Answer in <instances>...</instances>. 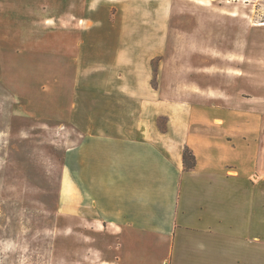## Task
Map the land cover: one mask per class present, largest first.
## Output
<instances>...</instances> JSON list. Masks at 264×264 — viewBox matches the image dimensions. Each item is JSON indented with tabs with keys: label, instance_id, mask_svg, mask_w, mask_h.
I'll return each mask as SVG.
<instances>
[{
	"label": "crops",
	"instance_id": "crops-1",
	"mask_svg": "<svg viewBox=\"0 0 264 264\" xmlns=\"http://www.w3.org/2000/svg\"><path fill=\"white\" fill-rule=\"evenodd\" d=\"M81 20L67 106L81 138L67 148V196L82 197L89 223L114 228L125 264H264V159L251 119L175 80L170 0H86Z\"/></svg>",
	"mask_w": 264,
	"mask_h": 264
},
{
	"label": "rangeland",
	"instance_id": "rangeland-1",
	"mask_svg": "<svg viewBox=\"0 0 264 264\" xmlns=\"http://www.w3.org/2000/svg\"><path fill=\"white\" fill-rule=\"evenodd\" d=\"M170 2L175 80L248 114L264 159V0ZM85 7L0 0V264H125L114 228L89 223L82 197L67 196V148L81 138L67 106Z\"/></svg>",
	"mask_w": 264,
	"mask_h": 264
},
{
	"label": "trees",
	"instance_id": "trees-1",
	"mask_svg": "<svg viewBox=\"0 0 264 264\" xmlns=\"http://www.w3.org/2000/svg\"><path fill=\"white\" fill-rule=\"evenodd\" d=\"M160 128L161 129H164V126H161ZM183 163H184V167L186 169L193 168L194 167V164H195L194 154L187 147H185L184 150H183Z\"/></svg>",
	"mask_w": 264,
	"mask_h": 264
},
{
	"label": "bare ground",
	"instance_id": "bare-ground-1",
	"mask_svg": "<svg viewBox=\"0 0 264 264\" xmlns=\"http://www.w3.org/2000/svg\"><path fill=\"white\" fill-rule=\"evenodd\" d=\"M262 24H264V22Z\"/></svg>",
	"mask_w": 264,
	"mask_h": 264
}]
</instances>
